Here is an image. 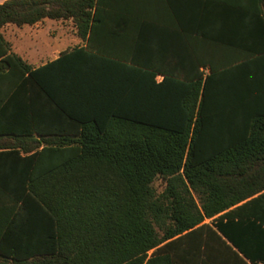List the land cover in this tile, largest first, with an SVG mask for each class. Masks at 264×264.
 Returning a JSON list of instances; mask_svg holds the SVG:
<instances>
[{
    "label": "trees",
    "instance_id": "1",
    "mask_svg": "<svg viewBox=\"0 0 264 264\" xmlns=\"http://www.w3.org/2000/svg\"><path fill=\"white\" fill-rule=\"evenodd\" d=\"M103 5L0 4V264H264V45L172 74L99 52ZM46 19L86 44L32 69L1 30Z\"/></svg>",
    "mask_w": 264,
    "mask_h": 264
},
{
    "label": "crops",
    "instance_id": "2",
    "mask_svg": "<svg viewBox=\"0 0 264 264\" xmlns=\"http://www.w3.org/2000/svg\"><path fill=\"white\" fill-rule=\"evenodd\" d=\"M259 9L256 0H104L103 27L94 47L117 57L139 58L172 74L198 67L208 75L216 54L248 53L255 36L264 45V15ZM59 21L72 23L74 33L61 34ZM1 34L11 52L32 69L86 44L71 20L46 19L21 28L9 24ZM63 127L49 121L41 130Z\"/></svg>",
    "mask_w": 264,
    "mask_h": 264
},
{
    "label": "rangeland",
    "instance_id": "3",
    "mask_svg": "<svg viewBox=\"0 0 264 264\" xmlns=\"http://www.w3.org/2000/svg\"><path fill=\"white\" fill-rule=\"evenodd\" d=\"M58 26H59V29H60V33L61 34H70V33H74V30H72V23L70 22H62V21H59L58 22ZM61 30H64L63 32ZM155 188L156 190L161 193L164 188H165V183L162 179H158L155 183Z\"/></svg>",
    "mask_w": 264,
    "mask_h": 264
}]
</instances>
